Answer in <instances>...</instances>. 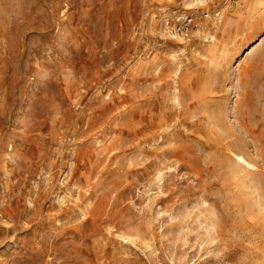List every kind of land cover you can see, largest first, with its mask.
I'll return each instance as SVG.
<instances>
[{
	"label": "rangeland",
	"instance_id": "1",
	"mask_svg": "<svg viewBox=\"0 0 264 264\" xmlns=\"http://www.w3.org/2000/svg\"><path fill=\"white\" fill-rule=\"evenodd\" d=\"M0 264H264V0H0Z\"/></svg>",
	"mask_w": 264,
	"mask_h": 264
},
{
	"label": "bare ground",
	"instance_id": "2",
	"mask_svg": "<svg viewBox=\"0 0 264 264\" xmlns=\"http://www.w3.org/2000/svg\"><path fill=\"white\" fill-rule=\"evenodd\" d=\"M201 6H202V7L206 6V7L210 8L209 5L206 4V2H203ZM221 10H223V11H227L228 8H227L226 6H224V7H221ZM237 158H239L240 160L244 161V159H243L242 157L237 156Z\"/></svg>",
	"mask_w": 264,
	"mask_h": 264
}]
</instances>
